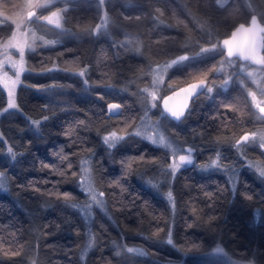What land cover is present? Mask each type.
Segmentation results:
<instances>
[{
	"label": "trees",
	"instance_id": "trees-1",
	"mask_svg": "<svg viewBox=\"0 0 264 264\" xmlns=\"http://www.w3.org/2000/svg\"><path fill=\"white\" fill-rule=\"evenodd\" d=\"M66 6L63 33L46 35L54 43L27 52L18 110L0 119V264H264V177L257 170L264 168V151L233 146L263 129L264 118L250 103L245 72L233 68L229 89L206 91L219 79L205 67L228 66L222 47L196 55L248 23L253 9L264 12V0L223 6L217 0H105L104 31L94 29L102 18L99 0ZM10 32V24H0V40ZM185 54L187 60L168 70L160 97L200 79L207 87L179 121L161 116L159 100L145 117L142 90L151 88V67ZM85 69L83 77L75 74ZM229 91L232 105L225 101ZM216 99L219 107L210 113ZM116 101L131 108L128 118L106 112ZM6 105L0 88V110ZM146 120L184 152L174 156L130 132ZM112 131L124 139L109 148L103 137ZM186 147L197 151L193 162L172 176L169 166ZM217 152L220 167L200 169ZM82 165L101 207L81 186ZM130 246L145 253H127ZM217 246L228 258L210 254Z\"/></svg>",
	"mask_w": 264,
	"mask_h": 264
},
{
	"label": "snow or ice",
	"instance_id": "snow-or-ice-1",
	"mask_svg": "<svg viewBox=\"0 0 264 264\" xmlns=\"http://www.w3.org/2000/svg\"><path fill=\"white\" fill-rule=\"evenodd\" d=\"M54 0H27V3L24 7L27 9L26 15L23 13H15L13 15H5L3 12H0V16H3V20L0 21V24L10 22L15 26V30L11 32V36L3 43H0V88H2L7 95V107L3 109V112H8L10 109L18 110V105L16 103V88L18 85L22 83L21 76L28 69L25 67V55L26 51H35L36 41L38 39H43L42 37H37L35 32H30L27 28V22L33 20H43L47 24L54 25L57 28L62 27L61 19L62 13L66 11V9H59L56 11H51L48 15H38L37 10L48 8L52 5ZM105 0H99L100 4H104ZM227 0H217V3L223 6ZM3 7L7 8L8 5L4 4ZM251 8V5H249ZM255 14L251 15L250 22L247 24L241 23L238 27L235 28L234 31L231 32L230 37L223 39L220 42H217L212 45L211 48H201V53L217 50L222 47L223 54L227 59V63L231 65L234 63L233 58H238L240 61L246 62L241 66V71H246V75L248 78L252 80L254 84L257 85L261 96H264V84L260 83V79H264V12H257L253 9ZM106 20V18H105ZM101 26L97 25V29ZM23 29V30H22ZM45 45H49L54 43V41L43 40ZM14 50L18 53V59L15 58L12 54ZM187 56H180L178 59L171 61L164 65L163 68H157L153 70V85L159 84L163 82V73L167 71L172 65L180 63L184 60H187ZM222 64L224 61L221 62ZM248 65L258 66L251 71L247 70ZM55 69H47V71H53ZM223 70V69H218ZM85 70H81L76 75L83 77L85 75ZM257 73H259V78ZM231 80V76H228L224 79L221 87L226 88ZM87 84V80L84 81ZM243 83V81H241ZM171 87V85H170ZM206 87L205 79H200L197 83H191L185 88H181L179 91L173 90L171 96L160 97L157 93L155 87L151 90L148 87H145L142 91L146 93L143 97L146 105L145 117L147 116V111L151 109L157 108V101L161 102L160 106L162 108L161 116L170 117L174 120L179 121L188 109V101L194 96L197 95L199 90H203ZM207 92L212 93L213 87L208 86ZM181 93L184 94L183 103L179 106H174L170 104V101L173 100L174 97L179 96ZM248 95L251 97L252 105L259 111L262 118H264V100L257 99V93L248 90ZM119 104H109L108 111L109 113L115 114L120 109ZM45 119H48L46 116ZM33 124L39 125L40 121H32ZM82 123V122H81ZM135 135L141 136L143 135L145 139L150 141L152 144H159L161 146H165L168 148H172L171 143L168 141L167 137L163 134H157L154 131H148L145 129L144 132L136 131ZM3 137L0 136V140ZM123 135H118L116 131L109 133L108 135L103 137V142L108 145L109 148H114L116 144L123 140ZM259 140V146L261 149H264V132L260 133H251L244 134L240 137L239 140L235 142L233 145L237 148V151H240V145L242 143L255 142ZM195 149L189 147L186 149L188 155H179L178 162L172 163L169 167L171 168L172 176H175L176 171L183 164H191L193 162L192 152ZM8 154L11 156V159L15 161L16 153L13 151L11 147L8 148ZM219 154H217V159H213L210 165L206 167H217L219 166L217 161L219 160ZM65 159V158H62ZM47 166V165H45ZM71 167V164L68 165ZM259 175L264 177V168H258ZM5 174L0 172V177H3ZM75 175V173L73 174ZM84 190L90 195L91 200L99 205L103 206V201L97 199L95 190L92 188L91 184L88 183L86 186L81 185ZM2 187V185H0ZM68 194H65L67 197ZM103 196V193L99 194ZM168 198L172 200V193H168ZM251 199V197H247ZM90 207V205H89ZM168 244H173L171 239V233H169V238L167 240ZM92 247L91 241L88 244V248ZM137 249L127 248V252H137ZM218 252H222V249L217 248ZM17 252H12L11 255H17ZM119 254V253H117ZM143 255L142 252H140ZM5 255H8V252H5ZM83 258V257H82Z\"/></svg>",
	"mask_w": 264,
	"mask_h": 264
},
{
	"label": "rangeland",
	"instance_id": "rangeland-1",
	"mask_svg": "<svg viewBox=\"0 0 264 264\" xmlns=\"http://www.w3.org/2000/svg\"><path fill=\"white\" fill-rule=\"evenodd\" d=\"M68 1L69 0H54V2H53V4L52 5H50L48 8H44V9H39V10H37V14L38 15H48L51 11H56V10H59V9H67L68 7L66 6L67 4H68ZM27 3V0H0V12H3L5 15H13V14H15V13H23L24 15H26V12H27V9L24 7V5ZM4 4H7L8 5V7L7 8H5V7H3V5ZM100 8H102V18H101V21H100V23L98 24V25H100L101 27L99 28V29H97V26H96V28H94L95 29V31H98V30H100V31H104V30H106V25H107V22H106V20H105V17H106V14H105V10L103 9L104 7H103V4H101V7ZM65 18V11L62 13V19H61V25H62V27H60V28H57V27H55L54 25H51V24H47L46 22H44L43 20H35V18H33V20H31V21H28L27 22V28L30 30V32H35V34H36V36L37 37H42L43 39H38L37 41H36V45H35V49L38 47V46H41V45H45L44 43H43V40H49V41H53L51 38L49 39V38H47L46 37V35H48V36H53V37H58V36H61V34L63 33V30H64V19ZM3 20V16H0V21H2ZM250 22V21H249ZM3 24H10V26H11V32L13 31V30H15V26L14 25H12L10 22H7V23H3ZM247 24V23H246ZM23 30V29H22ZM10 32V33H11ZM49 34H53V35H49ZM10 36H11V34H10ZM9 36V37H10ZM9 37H7V38H4V39H1L0 40V43H3V42H5ZM215 43H217V42H213V43H210V44H207V45H205V46H203V48H211L212 47V45L213 44H215ZM219 49V48H218ZM12 51V54H13V56L15 57V58H17L18 59V53H16L14 50H11ZM28 51H30V50H28ZM28 51H26V55H25V61H26V63H27V52ZM213 51H215V50H213ZM209 52H212V51H209ZM206 53V52H205ZM201 54H204V53H201V51L199 50V52H198V54H196V55H201ZM180 56H187L186 54L185 55H179V56H177V57H175V58H172V59H170V60H168L167 62H165V63H162V64H157V66L156 65H154L153 67H151V72H150V75H151V78H149L150 79V83H151V88H150V90L153 88V87H155L156 88V90H157V93H158V95L160 96V94H159V90H163V88L165 87V84H166V76H167V73H168V70L172 67V66H174V65H172L170 68H168L167 69V71L166 72H164L163 73V82L162 83H159V84H156V85H153V83H152V80H153V70L154 69H157V68H163L164 67V65H166V64H168V63H171V61H173V60H176V59H178ZM188 57V56H187ZM102 60H103V57H100ZM221 60V59H220ZM235 63H232L231 65H229L228 63V66H224V64H222L221 62H220V64L221 65H219V63L217 64V67L216 68H213L212 67V65H208V66H206L205 68L206 69H208V70H214L215 71V73L217 74V76H215L214 78H213V80L214 79H219L217 82H214V83H211L210 84V86L211 87H213V92L216 90V89H220L221 91L222 90H226V89H229L230 88V86H231V80L229 81V84H228V86L226 87V88H224V87H221V85H222V83H223V81H224V79H226L228 76H231V73H233L232 71H233V68H235V70L236 71H240L241 73L242 72H245V74H246V71H241V66L242 65H244V64H241V63H238L236 60H233ZM68 62H70V63H72L73 62V66L75 65V61H68ZM25 63V67L28 69V65ZM72 66V67H73ZM230 66H232V68L230 69ZM197 69H201L199 66L197 67ZM218 69H223V70H218ZM254 68H250L249 67V65L247 66V70L248 71H251V70H253ZM29 70V69H28ZM81 70H79V71H77V72H80ZM25 72H27V71H25ZM24 72V73H25ZM24 73L22 74V76H21V81H22V79H23V75H24ZM202 72H201V70H197V74L199 75V74H201ZM257 75H258V78H259V73H257ZM248 78V77H247ZM248 81L250 82V84H251V86H252V91H254V92H256L257 93V99H261V100H264V96H261V94H260V92H259V89L257 88V85L256 84H254L253 82H252V80L250 79V78H248ZM260 83L261 84H264V79H260ZM19 86V85H18ZM18 86H17V88H16V95H17V89H18ZM241 90V89H240ZM207 91V90H206ZM212 92V93H213ZM49 94H52L53 93V91H49L48 92ZM212 93H208L209 95H211ZM230 91L229 92H225V96H227V98L225 99V101L228 103V105H232V104H230ZM247 95H248V93H247ZM246 95V96H247ZM219 100V99H218ZM218 100L216 99L215 100V102H212V105H211V110H210V113H212V112H214L215 110H217L218 109V107H219V105H218ZM16 103H17V96H16ZM250 103H251V105H252V101H251V97H250ZM120 105H121V107H122V111H121V113L119 114V115H121L122 113H124V116L123 117H129L128 115H130V110H131V108H129V107H127L124 103H120ZM5 107H7V105L6 106H4V108ZM3 108V109H4ZM3 109H1L0 110V119H1V117L2 116H4V115H6V114H8L9 112H11V111H13V110H16V109H10L8 112H3ZM199 112L200 111V107H199V110L197 109L196 110V112ZM118 116V115H117ZM126 119V118H125ZM127 124H128V122L125 124V127L127 126ZM145 129H147L148 131H154L156 134H157V136L159 135V134H163V135H165L164 133V131L163 130H159L160 128L159 127H156L155 126V124H153L152 125V123L151 122H149V121H147L146 120V122H144V123H139V125L137 126V128H135L134 130H132V131H130V132H132V133H135L136 131H141V132H144L145 131ZM113 132V131H112ZM260 132H264V128L263 129H260V130H257V131H255V132H253V133H260ZM111 133V132H110ZM118 135H123V134H121V133H117ZM249 134H251V133H249ZM1 136V135H0ZM124 136V135H123ZM142 137H144L143 135H141ZM166 136V135H165ZM167 137V136H166ZM167 139H168V141L171 143V145H172V148H169L170 150H171V152H172V154L174 155V156H177L178 154H180V153H182V152H184V150H183V147H181V145L182 144H180L177 140H171L170 139V137H167ZM246 144H252V145H254V147H257L258 148V150H262V151H264V149H261L260 148V146H259V140L257 139L255 142H249V143H246ZM186 151V150H185ZM187 152V151H186ZM197 152V151H196ZM217 154H219V157H221V152H217L213 157H211V159L209 160V161H207L206 163H203L201 166L202 167H200V169H202L203 168V170L204 169H207V170H209V169H215V168H218V167H220V165H221V160L219 159L218 161H217V163H218V165L219 166H217V167H206L207 165H210L211 164V161L213 160V159H217ZM238 158H244V157H241V155H239V157ZM174 162H177V161H174ZM246 165H249V166H251L250 164L252 163L251 161H249V160H247L246 162ZM83 166V165H82ZM182 166V165H181ZM234 174H237V171H235V172H233ZM91 175V173H90V171L88 170V169H84V166H83V169H82V182H83V184L86 186L88 183H90L91 184V186H92V188L96 191V189H95V186H93L94 185V182H93V179H92V176H90ZM1 179H3V177H0V181H1ZM90 201H92L91 200V198H90ZM93 204L95 205V206H98L99 207V205H97V204H95L94 202H93ZM101 207V206H100ZM127 248H134V249H137L138 251L137 252H132L134 255H137V254H140V252H142L143 254L145 253L144 252V250L142 249V248H140V247H127ZM217 248H219V249H222L223 250V248L221 247V246H217L214 250H212L211 251V253L210 254H213V255H216L217 254V260L219 261V258L218 257H220V258H222L223 259V257H225V258H228V256H227V254L225 253V251L223 250L222 252H218L217 251ZM127 251V250H126ZM127 253H129V252H127ZM221 261H223L224 263H226V264H229L228 262H226V261H224V260H221ZM229 262H230V260H229ZM158 264H184L183 263V261L182 260H167V261H161V263H158ZM239 264H254L253 262H240Z\"/></svg>",
	"mask_w": 264,
	"mask_h": 264
},
{
	"label": "water",
	"instance_id": "water-1",
	"mask_svg": "<svg viewBox=\"0 0 264 264\" xmlns=\"http://www.w3.org/2000/svg\"><path fill=\"white\" fill-rule=\"evenodd\" d=\"M250 21V20H249ZM243 23V22H242ZM241 24V23H240ZM246 24V23H245ZM239 26V24L237 25V27ZM235 30V29H234ZM233 30V31H234ZM198 82V81H197ZM197 82H194V83H197ZM191 84V83H190ZM189 85V84H188ZM187 85V86H188ZM187 86H184V87H182V88H185V87H187ZM180 90V89H179ZM179 90H177V91H179ZM203 90H199V92H198V94L199 93H201ZM197 94V95H198ZM172 94H170V95H167V96H171ZM197 95H194L192 98H194V97H196ZM191 98V99H192ZM190 99V100H191ZM183 100H184V94L183 93H181L179 96H176V97H174L173 98V100L172 101H170V104H172V105H174V106H179V105H181L182 103H183ZM190 100L188 101V105H189V102H190ZM109 104H119L120 105V103H118L117 101L116 102H110V103H108L107 104V106H106V109H107V111L106 112H108V114H110V115H113V116H117V115H119L120 113H121V111H122V107H120V109L115 113V114H113V113H109V111H108V105ZM121 106V105H120ZM189 147H186V149H188ZM185 149V150H186ZM182 155H188V153L186 152V153H184V154H182ZM192 158H193V154H192Z\"/></svg>",
	"mask_w": 264,
	"mask_h": 264
},
{
	"label": "flooded vegetation",
	"instance_id": "flooded-vegetation-1",
	"mask_svg": "<svg viewBox=\"0 0 264 264\" xmlns=\"http://www.w3.org/2000/svg\"><path fill=\"white\" fill-rule=\"evenodd\" d=\"M206 87H207V82H206ZM206 87H205V88H206ZM205 88H204V89H205ZM200 94H201V93H199V96H200ZM192 99H194V98H192ZM192 99H191L190 102H189L188 109H189V107H190V104H191ZM188 109H187V111H188ZM187 111L185 112V114L187 113ZM184 116H185V115H184ZM184 116H183V117H184ZM194 151L196 152V150H194ZM195 152H192V154H195ZM195 155H196V154H195Z\"/></svg>",
	"mask_w": 264,
	"mask_h": 264
}]
</instances>
